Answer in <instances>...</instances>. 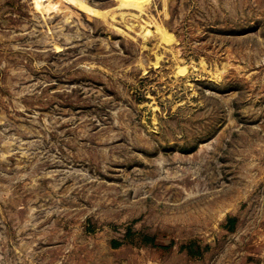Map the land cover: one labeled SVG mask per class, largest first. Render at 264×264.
<instances>
[{"label": "rangeland", "instance_id": "374dc122", "mask_svg": "<svg viewBox=\"0 0 264 264\" xmlns=\"http://www.w3.org/2000/svg\"><path fill=\"white\" fill-rule=\"evenodd\" d=\"M0 264H264V0H0Z\"/></svg>", "mask_w": 264, "mask_h": 264}]
</instances>
